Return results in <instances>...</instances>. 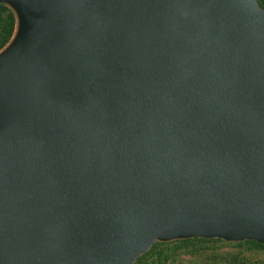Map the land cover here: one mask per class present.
<instances>
[{
  "label": "water",
  "instance_id": "95a60500",
  "mask_svg": "<svg viewBox=\"0 0 264 264\" xmlns=\"http://www.w3.org/2000/svg\"><path fill=\"white\" fill-rule=\"evenodd\" d=\"M0 4V264L264 245L258 0Z\"/></svg>",
  "mask_w": 264,
  "mask_h": 264
},
{
  "label": "rangeland",
  "instance_id": "374dc122",
  "mask_svg": "<svg viewBox=\"0 0 264 264\" xmlns=\"http://www.w3.org/2000/svg\"><path fill=\"white\" fill-rule=\"evenodd\" d=\"M143 264H264V248L228 241L163 243Z\"/></svg>",
  "mask_w": 264,
  "mask_h": 264
},
{
  "label": "trees",
  "instance_id": "16d2710c",
  "mask_svg": "<svg viewBox=\"0 0 264 264\" xmlns=\"http://www.w3.org/2000/svg\"><path fill=\"white\" fill-rule=\"evenodd\" d=\"M262 7H264V0H258ZM15 26V18L11 10L3 5L0 4V49L9 41L13 34ZM189 241H222L220 239H202V238H194V239H187V240H179L175 242H189ZM172 243V242H169ZM240 243H248L252 244L255 247L264 248V245L255 242V241H245ZM163 243H157L153 246V248L139 258L138 262L136 264H143L144 260L160 245Z\"/></svg>",
  "mask_w": 264,
  "mask_h": 264
}]
</instances>
